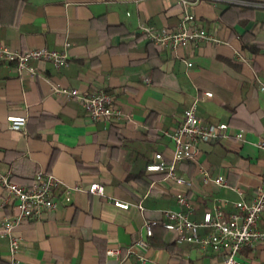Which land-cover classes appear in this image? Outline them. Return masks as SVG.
Wrapping results in <instances>:
<instances>
[{"label":"crops","instance_id":"0c3cea01","mask_svg":"<svg viewBox=\"0 0 264 264\" xmlns=\"http://www.w3.org/2000/svg\"><path fill=\"white\" fill-rule=\"evenodd\" d=\"M191 12L220 44L171 50L139 32L141 25L176 27L182 17L176 0H0V48L61 50L71 43L69 63L60 69L34 61L30 76L0 63V175L9 169L11 180L26 188L38 172L60 181L56 208L15 230L17 264H140L133 249L140 240L148 243L146 264H223L224 252L178 242L171 231L157 227L148 238L145 223L179 210L178 193L191 203V220L222 203L228 218L233 203H250L264 181V152L256 145L264 139V45L256 52L243 48L245 35L264 44V0H203ZM54 85L85 94L103 90L127 117L91 121L78 98L54 95ZM194 102L205 123L243 131L245 142H198L195 167H176L188 187L151 178L146 165L156 154L172 161L170 135ZM9 117H25V128L11 130ZM199 167L223 176L225 185L204 183ZM92 183L104 186L106 199L73 190ZM4 198L0 188V221L16 212ZM115 248L120 256H108ZM237 258L264 264V243L243 248ZM0 264H11L2 237Z\"/></svg>","mask_w":264,"mask_h":264},{"label":"built area","instance_id":"2783aa9c","mask_svg":"<svg viewBox=\"0 0 264 264\" xmlns=\"http://www.w3.org/2000/svg\"><path fill=\"white\" fill-rule=\"evenodd\" d=\"M203 0H176L182 8V17L176 27L156 29L151 26L141 25L139 32L142 33L150 43L171 50L192 48L197 49L202 44L218 45L221 43L213 33L205 30L196 23V17L191 12V7ZM228 1L235 0H212ZM71 43L65 41L61 50H49L46 47L33 48L24 52L11 50L8 47L0 48V63L12 65L17 71L27 72L30 76L36 74L31 63L34 61H48L55 69L66 67L69 63V48ZM190 65V63H188ZM264 92V86L260 88ZM52 92L57 96L67 98L76 97L83 106L91 121H120L127 117L126 114L114 104L113 98L103 90L91 94L80 93L76 89L52 86ZM211 93H205L211 97ZM11 130L21 131L25 128V117L7 118ZM173 144V158L170 163H165L161 154L155 155V161L146 165L147 172H165V177L173 183L181 186H190V182L179 176L176 167L179 163L197 157L196 144L198 142L210 143L213 141H235L244 143L243 131L230 132L226 123H205L197 115V102L184 110L181 124L170 135ZM259 150L264 152V139L256 143ZM199 175L204 183H213L223 186L226 181L221 175H210L206 169L199 167ZM10 170L0 175V188L5 194L3 204L12 201L16 212L11 217H5L0 221V237L8 240L11 264H17L16 254L18 252L20 237L15 230L26 220H37L43 218L56 208L55 191L60 181L53 174L38 172L29 188L14 183L10 178ZM75 191H86L98 197L106 199L104 186L92 183L88 188L73 187ZM67 194L70 191H66ZM69 200V197L66 198ZM176 203L179 210H166L163 212V220L147 221L145 223L146 236H153L155 228L172 231L177 234L178 242L196 245L202 250L212 252H224L223 264H242L237 258L240 251L245 248H253L264 243V228L259 227V221L264 215V181H262L250 203L243 200L233 203L235 212L228 218L224 216L222 206L216 205L212 211H206L200 221L190 219L192 211L191 203L184 193L176 195ZM115 207L128 209L129 204L113 201ZM142 209L140 205H137ZM208 232L201 234V230ZM138 250L137 259L140 264H146L145 253L148 243L140 240L134 243L133 249ZM120 248L108 249V256L118 257Z\"/></svg>","mask_w":264,"mask_h":264},{"label":"trees","instance_id":"16d2710c","mask_svg":"<svg viewBox=\"0 0 264 264\" xmlns=\"http://www.w3.org/2000/svg\"><path fill=\"white\" fill-rule=\"evenodd\" d=\"M244 37H245V41L243 42V48H245L251 52H256L261 46L264 45V44H258L257 42H255V40H252L253 38L251 35H245V36H243V39H244ZM248 39L252 40L254 43H250V42L248 43ZM183 163L184 164L187 163L188 165H190V167H193V168L196 165L194 163V161H191V160L183 161ZM149 173H150L151 178H154V179L161 178V177L166 175L165 172H149ZM172 233H173L174 239L177 240V234L175 232H172Z\"/></svg>","mask_w":264,"mask_h":264}]
</instances>
